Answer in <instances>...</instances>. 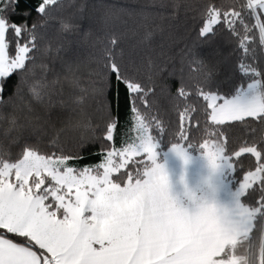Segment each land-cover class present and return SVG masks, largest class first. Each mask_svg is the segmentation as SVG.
<instances>
[{"label":"snow or ice","instance_id":"snow-or-ice-1","mask_svg":"<svg viewBox=\"0 0 264 264\" xmlns=\"http://www.w3.org/2000/svg\"><path fill=\"white\" fill-rule=\"evenodd\" d=\"M56 4L57 0H0V140L21 148L12 159L0 146V264H264V66L257 63V36L264 58V0H232L219 6L209 0L200 11L194 42L181 50L182 61L187 60L190 72L198 78L193 91L181 73L172 99L183 107L170 151L188 164L187 149L197 150L213 173L222 171L228 183L234 184L225 204L217 202L215 189L208 203L209 198L185 187L183 206L170 195L168 176L157 163L156 141L163 139L165 125L158 114L149 115L137 107L139 102L151 110L146 97L155 86H146L132 74L118 36L106 33L104 39L94 38L93 26L106 27L94 15L96 5L92 13L77 18L86 27L77 19L62 20L56 36L50 37V6ZM222 33L238 41L234 51L240 53L243 74L241 85L224 93L211 87L220 61L209 64L196 52L197 46L212 45ZM65 34H78V42L91 41L96 48L100 80L94 93L103 96L115 84L118 109V86H125L137 133L126 147L107 149L104 142L113 141L118 126L114 116L107 114L98 153L102 162L82 169L67 161L82 156L99 139L95 135L78 141L76 157L40 149L61 117L52 113L57 106L53 97L60 95L55 87L59 80H48L50 68L37 62V54L71 53L72 42ZM151 38L152 33L145 32L142 42ZM52 39L58 41L54 49ZM42 41L48 42L43 50ZM59 59L68 79L73 63L63 56ZM174 75L169 73V78ZM13 76L16 79L10 83ZM70 82L78 86L74 75ZM159 87L163 94L171 89L167 82ZM193 96L204 102L200 107L209 137L198 147L185 126L186 117L191 119L198 110L190 102ZM72 99L78 104L83 97ZM251 121L260 125L259 142L230 154L227 136L219 126L240 122L251 127ZM208 124L218 127L208 131ZM153 127L159 135L151 134ZM245 154L255 163L237 180L234 174L243 167L239 158ZM134 156L146 160H132L127 179L121 183L125 175L121 169ZM115 173L121 175L114 179ZM254 230L259 231L258 244ZM9 233L23 241L14 242Z\"/></svg>","mask_w":264,"mask_h":264},{"label":"trees","instance_id":"trees-1","mask_svg":"<svg viewBox=\"0 0 264 264\" xmlns=\"http://www.w3.org/2000/svg\"><path fill=\"white\" fill-rule=\"evenodd\" d=\"M208 2L209 0H57L56 5L50 6L49 36H56V30L59 29L62 20L83 18L92 13L93 5L97 6L94 15L102 24L106 22V27L99 30L98 27L93 26L94 38L104 39L106 33L118 36L121 40L124 61L128 64L132 74L146 86H155L154 91L146 97L152 103L151 110L145 109V106L139 102L137 107L141 112H148L149 115L158 114L163 121L164 136L156 143L159 151L164 152L171 148L170 142L174 141L175 134L180 127L178 113L183 107V103L181 102L177 107L176 101L172 97L175 95L182 72L185 83L195 91L197 74L194 71L190 72L186 59L182 61L181 50L194 42L200 11ZM214 2L219 6L230 3L232 0H214ZM77 23L86 27L82 19H77ZM145 32L152 33L150 42H142ZM226 36V33H222L217 36L212 45L196 47L197 54L207 63L217 64L220 61L217 64V74L211 87L222 93L233 91L243 82V74L239 65L240 53L234 51L238 48V41L234 38L227 39ZM65 39L72 42L71 53L61 52L57 55L50 51L47 55L37 54V62L43 61L50 68L47 73L48 80H59L55 87L60 95L53 97L57 106L52 109V113L53 115L59 114L61 117L55 122L51 137L44 139L40 144V149L49 154L52 152L60 154L62 151L68 156L76 157L80 151L77 147L78 141L85 135H95L99 138L96 143L89 144L79 158L67 161L68 165L82 169L102 162V155L98 153L101 149L107 114H112L118 125L113 133V141L104 142L107 149L119 150L126 147L135 140L137 133L127 101V90L123 84L118 86L120 95L118 109L114 101L117 88L115 84L103 96L93 92L94 85L98 84L100 80L98 76L100 66L94 58L96 48L92 46V42H78L80 39L78 34H65ZM57 43L56 39H52L50 47L54 49ZM46 46H48V42L42 41L41 49L43 50ZM215 52H218L219 55H215ZM59 56H63L73 63V74H69L68 79H65L67 73L61 66ZM257 56V63L264 66V58H261L259 54L258 36ZM169 73H175L174 77L169 78ZM73 75L78 81V86H73L70 82ZM15 79L16 77L13 76L10 83ZM162 82H167L171 86L168 94L161 93L159 86ZM77 96L83 97V100L78 104L73 103L72 99ZM61 101L64 102L63 107L59 106ZM190 102L195 103L198 110L191 114V119L186 117L185 126L190 128V138L196 141L198 147V144L205 138H209L205 132L207 119L200 107L204 102L195 96L190 98ZM105 105H107V109ZM196 121H199L198 126H196ZM217 127L208 124L207 130L212 131ZM219 127L224 129L227 136L226 145L230 154L245 144L259 142L260 125L256 121H251V127L240 122ZM253 129L256 131L254 132ZM150 131L153 135H159L158 130L154 127ZM216 138V136L211 137V139ZM52 140L57 143L54 145ZM0 146L6 148L12 159H15L21 151V148L12 142L5 144L0 140ZM187 152L192 156L200 154L195 149H187ZM140 159L146 160V157L137 156L132 160ZM239 159L243 167L238 168L234 176L237 180H242L244 172L251 169L255 161L248 154ZM132 160L128 167L121 169V173L125 174L121 183L127 179L126 174L131 169ZM121 173H115L113 178L120 176ZM251 202H255L254 197ZM254 231L258 244L259 231ZM7 235L14 242L23 241V238L13 234ZM35 250L39 251V249ZM256 251L258 255V247Z\"/></svg>","mask_w":264,"mask_h":264},{"label":"rangeland","instance_id":"rangeland-1","mask_svg":"<svg viewBox=\"0 0 264 264\" xmlns=\"http://www.w3.org/2000/svg\"><path fill=\"white\" fill-rule=\"evenodd\" d=\"M170 149L160 152L157 145L155 151L157 153V163L163 165L168 176L169 193L179 204L186 205L185 187L200 196L207 191L209 186L215 189V197L218 203L225 204L228 202L230 190L234 188V184L228 183L222 171L218 170L213 173L201 153L192 156L187 152L190 159L188 164H184ZM135 157L137 156L131 157L129 162ZM117 160H119V157H117ZM181 177L183 178V184L181 183Z\"/></svg>","mask_w":264,"mask_h":264},{"label":"clouds","instance_id":"clouds-1","mask_svg":"<svg viewBox=\"0 0 264 264\" xmlns=\"http://www.w3.org/2000/svg\"><path fill=\"white\" fill-rule=\"evenodd\" d=\"M210 169V168H209ZM211 170V169H210ZM212 171V170H211ZM181 183L183 184V178L181 177ZM194 195H196L194 192H192ZM213 194V188L212 187H208L207 191H205L203 193V195L206 197V198H209L206 200V202L208 203H211V200H210V196Z\"/></svg>","mask_w":264,"mask_h":264},{"label":"crops","instance_id":"crops-1","mask_svg":"<svg viewBox=\"0 0 264 264\" xmlns=\"http://www.w3.org/2000/svg\"><path fill=\"white\" fill-rule=\"evenodd\" d=\"M241 251H243V250H241Z\"/></svg>","mask_w":264,"mask_h":264}]
</instances>
